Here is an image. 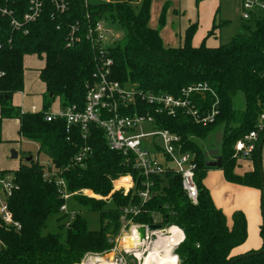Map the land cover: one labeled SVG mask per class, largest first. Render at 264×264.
<instances>
[{"label": "trees", "instance_id": "obj_1", "mask_svg": "<svg viewBox=\"0 0 264 264\" xmlns=\"http://www.w3.org/2000/svg\"><path fill=\"white\" fill-rule=\"evenodd\" d=\"M202 1L196 0V4ZM43 2L41 16L26 25L28 33L14 30L10 18L0 16V144L4 119L18 118L20 137L39 144V152L60 169L69 191L87 188L105 199L73 196L84 208L99 213V229L91 230L86 219L77 213L68 226L60 224L64 216L57 218L60 228L66 226L64 233H45L49 221L63 214L60 209L65 201L57 186L44 177L40 161L32 158L22 164L14 171L19 189L11 200L14 217L21 222L22 229L4 234L6 247L0 250V264H80L88 254L111 252L124 222L129 220L140 225L158 223L164 229L179 227L184 232L174 251L179 264H264V244L258 250L233 252L247 240L246 215L236 211L229 223L224 211L215 205L204 183L211 168L193 141V137L206 136L217 123L225 124L220 169L228 181L262 191L260 235L264 241V173L260 161L264 132L260 133L253 154L254 171L236 174L234 157L235 143L255 130L264 113V13L255 12L249 20H244L242 31L226 44L209 46L205 41L194 46L193 38L199 26L195 22L186 29L183 43L172 47L165 44L160 30L150 25L152 0H144L138 8L125 2ZM56 2L66 4V11L56 9ZM7 3L14 16L21 19L28 10L29 0ZM170 7L167 1L160 25L166 24V11ZM102 20H113L127 32L122 42L105 49L107 57L112 59L113 80L133 84L148 94L186 96L196 108L199 117L187 112L175 116L158 113L156 106L143 105L154 115L159 127L180 136L184 152L196 154L195 178L199 190L196 203L183 189L181 175L173 170L150 178V197L144 201L140 192L145 190V178L132 161H126L123 154L108 146L101 128L92 126L88 140H84L77 128L72 127L68 132L65 120H46L57 99L64 109L85 106L87 85L96 81L97 64L101 63V48L93 46L88 31ZM228 22H217L215 17L205 39L218 35L221 26ZM71 35L75 38L72 42ZM29 54L46 60L40 78L47 90L43 109L36 113L24 112L12 103L13 95L24 89V57ZM198 85H207V89L185 94V89ZM239 91L246 100L242 112L233 106V98ZM214 109L218 112L215 121L204 122L201 118ZM86 146L90 147L88 156L78 162L77 156ZM128 173L134 176V188L127 195L123 191L111 194L113 181ZM131 206H137L139 212L125 215L124 209Z\"/></svg>", "mask_w": 264, "mask_h": 264}, {"label": "built area", "instance_id": "obj_2", "mask_svg": "<svg viewBox=\"0 0 264 264\" xmlns=\"http://www.w3.org/2000/svg\"><path fill=\"white\" fill-rule=\"evenodd\" d=\"M8 1L0 0V16L9 17L10 24L14 30H23L24 33H28L26 25L35 22L41 16L44 6L43 0H29L28 10L22 15L21 19L14 16L15 13L9 8ZM99 1L113 3L112 0ZM241 4L244 10L243 20H249L255 12L264 13V0H241ZM56 9L65 12L67 6L64 3L59 4L56 2ZM74 31L73 29L72 33ZM110 32L111 30L106 26V21L103 20L98 21L89 28L88 37L91 39L93 46L101 48L99 51L101 63L97 64L96 81L87 85L85 106L81 109L76 106L68 107L58 113L50 112L46 115V120H65L68 132H70L72 127L77 128L84 140H88L92 126L101 128L105 133L108 146L123 154L126 161H132L134 168L145 178V190L140 192V196L144 201L150 197V187L152 186L150 178L154 175L164 174L167 170H173L176 174L181 175L183 189L196 203L199 192L195 178L196 154L189 151L184 152L180 136L170 132L168 129L159 127L154 115L149 110H145L143 105L156 106L158 113L168 112L175 116L179 113L187 112L199 117L198 115L196 116V108L186 96L175 97L170 94H148L139 90L133 84H122L113 80L110 77L112 59L105 54V49L110 47L106 45L107 34ZM71 36L72 42L75 38L73 35ZM115 42L113 39V45ZM1 45L2 43L0 42V47ZM206 89L207 85H198L189 87L184 92L189 96L195 91H205ZM217 113V110L214 109L201 119L204 122H214ZM148 127H150V130L147 129ZM262 132H264V113L259 117L255 130L244 135L235 143L234 157L236 160L249 161L253 158V154L259 145L260 133ZM157 140L162 143L159 144ZM150 145L156 148L158 153L152 152L149 149ZM89 151L90 147H84L77 156V161L83 162ZM160 154L161 156L163 155L164 160L160 158ZM41 164L44 169V177L57 186L60 197L65 201L61 206V212L67 211V200L75 195L105 199L87 188L75 192L69 191L67 180L61 175L60 169L56 168L51 160ZM124 179H128V182L117 187L116 183ZM134 186V176L132 174L123 175L118 180L113 181L111 194L116 191H123L124 195H127ZM18 189L19 186L14 173L0 170V250L6 247L4 234L10 231H21L22 229L21 222L14 217L11 209V200ZM138 212L139 208L137 206L124 209L125 215L137 214ZM140 226V224H135L130 220L125 221L121 230L122 239L125 240L127 236H130L129 233L132 234L134 231H138ZM148 237L149 234L147 239ZM116 245L112 251L117 249ZM124 251L127 254L132 252L126 248ZM134 255L136 256L135 253ZM83 261L80 264H88L90 260L87 263Z\"/></svg>", "mask_w": 264, "mask_h": 264}, {"label": "crops", "instance_id": "obj_3", "mask_svg": "<svg viewBox=\"0 0 264 264\" xmlns=\"http://www.w3.org/2000/svg\"><path fill=\"white\" fill-rule=\"evenodd\" d=\"M97 2H100L99 0H95ZM115 1L116 3L120 2L119 0H112ZM127 1V0H125ZM134 2L135 4H139L141 0H130L129 4L131 2ZM156 0H152V5L151 8ZM168 1L170 3V8L168 11H166V15L170 14L172 15L171 19V26H175V21L177 17H180V30L179 33H170L168 35L169 43H173V37L178 38V43L182 44L186 29L191 22L195 23L196 20H199V27H200V22H201V29L199 30V27L197 29V32L193 38V45L194 46H200L203 42H207V39H205V36L209 31L212 29L214 19H215V14L220 11L221 8V0H204L200 2L198 7H202V9L206 8V14L205 16H201L199 19H197L196 16V11L190 10L191 13L186 16L187 11V2L188 0H165L162 4H164ZM192 2L196 3V0H191ZM144 0H142V3ZM89 4V1L87 2ZM142 5V4H141ZM163 12V9H162ZM161 12V15H162ZM159 17V26H160V18ZM168 17V16H167ZM206 17V18H205ZM188 19V20H187ZM205 19V20H204ZM168 22V18H167ZM166 22V23H167ZM182 22V24H181ZM107 23V22H106ZM166 25V24H165ZM157 28V27H156ZM158 29V28H157ZM161 36L163 37V40L165 42V37L161 33ZM214 38H217V35H214L211 37V41H209V46H218L216 43V40ZM204 39V40H203ZM214 39V40H213ZM213 41V42H212ZM30 57L35 58L36 61L41 62L42 66L40 68H36L35 74L37 75V78L33 79L31 77L27 78V73L32 71L30 68H27L26 66V61L29 60ZM46 65V60L45 58L39 57L36 54H29L24 57V89L22 91L16 92L13 95V105L19 109H21L24 112H40L43 109V98L44 94L47 90L46 84L41 80L40 78V72L41 70L45 67ZM41 84V87L36 88L34 84ZM59 102V111H61L62 108L59 99H57ZM1 111V107H0ZM58 111V112H59ZM51 113H58L57 111H50ZM15 119L12 118H7L4 119L3 124H2V143L0 144L1 148V159L2 162L0 163V170L3 171H8L14 173L15 170H10L11 167H16L18 166L17 160L23 159V157H20V152H18V157L17 158H12V150H15L12 148L10 150V157H8V153L6 151L7 142H12V139L14 137L16 138L15 144L21 145L23 142H33L29 140L22 139L19 135V130H20V120L16 118V122L14 121ZM14 122L16 123L15 128H13ZM37 144V149H38V157L40 154L39 152V144ZM13 147V146H12ZM4 158V159H3ZM28 158H34L33 155L26 156V163L28 162ZM37 159L38 161L39 158H34ZM4 160V161H3ZM13 160V161H11ZM261 167L264 173V145L261 151ZM42 163V162H41ZM22 164L19 163V167ZM255 161L254 158H252L249 161L245 160H237L236 162V168H235V173L238 175H244L247 172H252L255 170ZM221 168V167H220ZM220 168H211L207 176L204 180L205 186L209 189L210 194L213 198V201L215 205L222 209L224 213L226 214L229 223H232V215L236 211H242L246 215L247 219V230H248V237L245 243L240 245L239 247L235 248L236 252L234 253H246L251 250H258L263 246V238L260 235V228L263 223V211H262V191L256 187H251V186H246L242 184H238L235 182L228 181L225 177L224 171ZM180 229V228H179ZM180 231L183 234L184 238V232L180 229ZM252 234H257L254 238H252ZM250 238L252 240L250 241Z\"/></svg>", "mask_w": 264, "mask_h": 264}, {"label": "rangeland", "instance_id": "obj_4", "mask_svg": "<svg viewBox=\"0 0 264 264\" xmlns=\"http://www.w3.org/2000/svg\"><path fill=\"white\" fill-rule=\"evenodd\" d=\"M88 1H89L90 4H98L99 3V2H97L95 0H88ZM119 1L129 4L130 0H127V1L119 0ZM164 1L165 0H156L154 2L153 6L151 8L150 25L152 27H154V28L157 27L160 30V32L165 37V44L166 45H170L172 47H178V46H180V43H178V38L177 37H173V41H172L173 43H169L170 41L168 39V35L170 33H172V32L179 33V30H180V27H179V25H180V22H179L180 21V17L176 18L175 26L172 27L171 26V19H170V17L172 18V15L169 12V14L167 15L168 16L167 17L168 18V22L166 23V25H164V26L160 25L159 26V22L158 21H159V17L161 15V12H162V9H163V4L162 3ZM211 1H214V0H211ZM112 2L115 3V1H112ZM141 4H142V0L140 1L139 4H135L133 1L130 3V5L135 7V8L140 7ZM201 8L202 7H198V5L195 2H192L191 0H188V2H187V11H188V13L186 12V16H188L191 13V11H190L191 9H192V11H196L197 19H199L201 16L202 17L205 16L206 8L202 9V11H201ZM243 13H244V10L242 8L241 0H221L220 11L215 14V17H217V22H219L221 20H227L229 22L227 24H224V25L221 26V28H220V30L218 32L219 34L217 35V38H214L216 40V42H217L216 43L217 45L228 43L236 34H238L239 32L242 31V24L245 22L243 20ZM198 21L199 20H196L195 22H198ZM106 22H107L106 26L108 27V29L111 30V32L107 34L108 39L106 41V45L107 46H112L113 45V39L116 41L115 44L122 42L124 40V38L126 37V33H127L126 30L119 23L113 22V20H109V21H106ZM201 22H200V27L198 26L199 30L201 29ZM191 23H193V22H191ZM181 24H182V22H181ZM253 28H254V25H253ZM207 35H208V33H207ZM207 35L205 36V38L207 37ZM211 40H212L211 37L207 38L206 44L209 45L208 42L211 41ZM36 60H35V58L30 57L29 60L26 61L27 68H30L32 70V71L27 73V78L31 77L32 80L37 78V75L35 74L36 68L38 69V68H40V66H42L41 62H38ZM34 85H35L36 88L41 87V84H38V82H36V84H34ZM58 104H59V102L57 100H55L53 102V105H52L50 111L53 110V111H57L58 112L59 109H60ZM233 106H234L235 110H237L238 112H242V111L245 110V108H246V100H245V96H244L243 92L239 91L234 96V98H233ZM12 119H15L14 121L16 122V117H12ZM15 122L12 125L13 128H15V126H16ZM147 129L150 130V127H148ZM224 136H225V124L223 122H220V123H217L208 132V134L206 136H204V137H193V141L201 149V151H202V153L204 155V159H205L206 162L207 161H211L213 159V155L209 154L211 151H219L220 154H222ZM15 140H16V138L14 137V139H12V142H7L6 143V145H7L6 151L8 153V157H10V155H11L10 154V150L12 148H14V149L16 148L15 150L20 152V157H23V159L17 160V162H19L21 164H25L26 163V156H30V155H33L34 158H39L40 163L41 162L44 163V162H47V161L50 160L44 154H40L39 157H38V155H37L38 154L37 144H35L34 142H30V143L23 142L21 145H19V144H15ZM157 142L159 144L162 143L160 140H157ZM149 149L152 152L158 153L157 149L154 148L152 145L149 146ZM1 155L3 156V154H1V148H0V163L2 162ZM206 155H208V156H206ZM160 158L162 160H164V157H163V155L161 156V154H160ZM11 161H13V160H11ZM19 163H18V166H16V167H14V165H13V167H11L10 170H15V171L18 170L20 168L19 167ZM128 174H130V173H128ZM125 175H127V174H125ZM120 177H118L117 180ZM124 181H125L124 183L126 184L128 182V179H124ZM120 182L121 181L116 183L117 187L122 184ZM109 197L110 196H108V198ZM96 199H101V198H96ZM62 213H63L62 215L60 214L58 216H54L49 221V224H48L47 228L44 230L45 233H48V232L64 233L66 231V226L60 228L57 218H60V217L64 216V218L60 219V224L61 225L62 224H66L67 225L74 219V216L77 213H80L86 219L87 225H88V227L91 230H97V229L100 228V215H99V213L93 212V211H89L88 209L84 208L73 197L70 198L69 200H67V211L66 212H62ZM176 228H177V226H176ZM168 229H170V228H165V229L161 228V229L153 231V232L149 231V233H148L149 237H148V239L144 240L145 244L140 250V252L142 253V257H139L133 251L130 254H127L124 251L125 250V246H124L125 245V240L122 239V237H121L122 233L120 231V235L116 239L117 249L115 251H111V252L104 253V254H97V255L88 254L85 257L83 262L87 263L89 260H92L93 258H96V257L99 256L101 259L106 261L105 264H144L145 257L149 256L150 253L154 250V248H157V249H155L156 252H158L161 249H163L162 244H159V245L156 246V242H158L160 240L159 238L162 236V234H164V235H168L169 234L168 233ZM127 230H129V229H127ZM129 234L131 235V233H129ZM256 235L257 234H252L251 237L254 238ZM182 238H183V235H182ZM182 238H181V240H182ZM252 238H250V241L252 240ZM128 250L131 251L130 249H128ZM234 251L236 252V249H234L233 252ZM134 253L138 257L135 256ZM159 255H160V253L159 254H155L154 256H159ZM154 264H158V262H154ZM170 264H179V260L176 257V255L173 256V261Z\"/></svg>", "mask_w": 264, "mask_h": 264}, {"label": "bare ground", "instance_id": "obj_5", "mask_svg": "<svg viewBox=\"0 0 264 264\" xmlns=\"http://www.w3.org/2000/svg\"><path fill=\"white\" fill-rule=\"evenodd\" d=\"M125 181L122 180L120 183L125 184ZM168 235L162 234L159 238L160 240L156 242V246L162 244L163 249L156 252L154 250L150 253L149 256L145 257L144 264H154V262H158V264H170L173 261L174 249L179 244V241L182 238V233L176 227H172L168 229ZM165 237V238H164ZM145 242L141 239L139 232L134 231L130 236H127L125 239V248L130 249L135 252L139 257H142V253L140 252L141 248L144 246ZM159 256H154L155 254H159ZM136 255V256H137ZM137 256V257H138ZM106 261L101 259L99 256L93 258L88 262V264H105Z\"/></svg>", "mask_w": 264, "mask_h": 264}, {"label": "water", "instance_id": "obj_6", "mask_svg": "<svg viewBox=\"0 0 264 264\" xmlns=\"http://www.w3.org/2000/svg\"><path fill=\"white\" fill-rule=\"evenodd\" d=\"M11 153H12V158L18 157V151L17 150H12ZM209 154L213 155V159L211 161H207L206 165L210 168L222 167L223 156L220 154V152L219 151H211ZM208 155H206V156H208ZM31 159L32 158H28L27 161L29 162V161H31ZM161 228H162L161 224H158V223H155L152 225H141L138 228V232H139L141 239L144 241L145 239H147L148 231H156V230H159Z\"/></svg>", "mask_w": 264, "mask_h": 264}]
</instances>
